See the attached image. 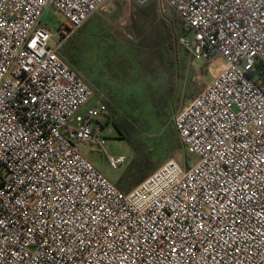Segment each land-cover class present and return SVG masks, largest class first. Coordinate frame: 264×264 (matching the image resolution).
Wrapping results in <instances>:
<instances>
[{"label": "built area", "instance_id": "2783aa9c", "mask_svg": "<svg viewBox=\"0 0 264 264\" xmlns=\"http://www.w3.org/2000/svg\"><path fill=\"white\" fill-rule=\"evenodd\" d=\"M105 1L0 0V264H264V0H159L222 64L173 120L196 163L126 194L76 148L103 149L107 109L78 114L93 92L57 54Z\"/></svg>", "mask_w": 264, "mask_h": 264}, {"label": "rangeland", "instance_id": "374dc122", "mask_svg": "<svg viewBox=\"0 0 264 264\" xmlns=\"http://www.w3.org/2000/svg\"><path fill=\"white\" fill-rule=\"evenodd\" d=\"M144 10H147L148 14H139L133 18L136 13L131 12L128 21L120 26L122 33L129 32L135 39L140 37L142 44H148L146 49L139 50L145 57L134 55L138 61L136 63L143 67L140 86L131 90L135 95L113 97L114 110L119 118L104 126L106 141L103 149L76 143L78 152L85 159L108 181L124 190H128L134 182L145 177L140 182L142 183L167 162L174 161L183 170L196 163L197 158L194 155L182 160L176 155L164 156L160 151L151 150L150 136L155 131L164 132L170 128L175 132L174 117L211 83L212 76L219 71L222 64L221 58L217 56L212 57L209 62L194 61L190 57L187 50L178 44V38L183 37L191 42L192 33L182 31L180 24L172 16V10L162 1L150 0ZM154 10L156 12L150 14L149 11ZM41 23L46 24L53 35L51 44L59 40L60 28L67 26L65 19L51 8L45 9ZM169 40L172 44L166 52ZM57 54L77 72L87 86L92 87L91 78H95L101 86V29L96 22L90 21L77 29ZM104 55H107L105 49ZM145 62L147 65H143ZM99 91L101 93V90ZM97 102H101V95L93 92V97L78 114H83ZM146 113L150 117L149 135L143 133L141 127ZM114 124L120 128H132L135 136H132L131 141L134 144L130 145L121 140ZM119 156L124 158V162L113 170L106 158Z\"/></svg>", "mask_w": 264, "mask_h": 264}, {"label": "crops", "instance_id": "0c3cea01", "mask_svg": "<svg viewBox=\"0 0 264 264\" xmlns=\"http://www.w3.org/2000/svg\"><path fill=\"white\" fill-rule=\"evenodd\" d=\"M146 3L137 4L132 0H106L82 25L94 21L101 29V86L95 78H91L92 87L89 88L92 92H98L101 95V103L106 107L114 103L113 97L135 95L131 90L140 86L139 80L143 75L138 72L142 69H138L137 58L134 55H138L140 49H146L148 44H144V42L142 44L140 37L135 39L129 32L122 33L120 26L128 21L131 12L136 13L133 18L139 14H148L147 10H144ZM149 12L153 14L156 11ZM104 49L106 56H103ZM119 50L124 52L120 53ZM143 65H147V63L145 62ZM69 68L73 70L71 67ZM73 71L75 72V70ZM134 188L118 189L126 194Z\"/></svg>", "mask_w": 264, "mask_h": 264}, {"label": "trees", "instance_id": "16d2710c", "mask_svg": "<svg viewBox=\"0 0 264 264\" xmlns=\"http://www.w3.org/2000/svg\"><path fill=\"white\" fill-rule=\"evenodd\" d=\"M172 13H173L172 16L174 17V19L180 24V26L182 28V31H184V32L187 31L186 28H185V26H184V24L178 19V17L176 16V14L173 11H172ZM171 44H172L171 43V40H169L168 47L165 49V51L169 47L171 48ZM137 56L138 57H141V58L142 57H145V56L141 55L139 51H138V55ZM136 62H138V61H136ZM137 65H138V69L141 70L142 69L140 67L141 65H139V64H137ZM141 72L142 71H139L138 74L141 75ZM106 109H107V113H106V117H105L104 126H106L109 121H111L113 119H114V121H116V119L119 118L117 116V113H115L113 104L112 105H108V107H106ZM140 113H142V112H140ZM144 113H145V111H144ZM115 116H117V118H114ZM149 119H150V117L146 113L143 116V119H142L143 122H141V127L143 129V133H146L148 135H149V132H148L149 131V127H148V125L150 124V120ZM130 127L131 126H129V128ZM115 129L119 133V137H120L121 140H124L125 142H127L130 145L134 144L133 141H131V140H133V137L132 136L134 135V132H132L133 131L132 128H130V129H126V127L120 128L118 125L117 126L115 125ZM150 137H151L150 138L151 140L149 141V143L152 146V149L151 150L154 149V150L160 151L161 153H163L164 156H170V155L171 156L172 155L174 156V155H176V156L181 157L182 160L189 158V154L186 152L185 148L181 144V142L178 139V137H177L176 133L174 132L173 128H170L168 131H164V132L155 131V132H153L151 134ZM144 178L139 179L138 181L134 182L129 188L136 186ZM116 187L119 188L118 186H116ZM119 189H124V188H121L120 187Z\"/></svg>", "mask_w": 264, "mask_h": 264}, {"label": "snow or ice", "instance_id": "6c2138e0", "mask_svg": "<svg viewBox=\"0 0 264 264\" xmlns=\"http://www.w3.org/2000/svg\"><path fill=\"white\" fill-rule=\"evenodd\" d=\"M43 2H44V0H40V3H43ZM237 2H239V0H237ZM3 147H4L3 143H0V149H3ZM2 223H3V221H0V224H2ZM109 235H111V233H109ZM0 251H2V250H0Z\"/></svg>", "mask_w": 264, "mask_h": 264}]
</instances>
